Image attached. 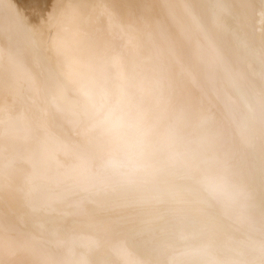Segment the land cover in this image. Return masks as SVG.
<instances>
[{
	"label": "bare ground",
	"instance_id": "1",
	"mask_svg": "<svg viewBox=\"0 0 264 264\" xmlns=\"http://www.w3.org/2000/svg\"><path fill=\"white\" fill-rule=\"evenodd\" d=\"M0 264H264V0H0Z\"/></svg>",
	"mask_w": 264,
	"mask_h": 264
},
{
	"label": "rangeland",
	"instance_id": "2",
	"mask_svg": "<svg viewBox=\"0 0 264 264\" xmlns=\"http://www.w3.org/2000/svg\"><path fill=\"white\" fill-rule=\"evenodd\" d=\"M198 90H199V89H198ZM198 92H199V91H198ZM213 107H214V106H213ZM213 107H212V108H213ZM213 109H215V107H214ZM144 208H145V209L143 210L142 214H141V211H142L141 208H138V209H140V210L136 209V210H138V211L134 210V212L136 211V213H138V212L140 211V212L138 213V215H144V214H146V213H149V211H150L151 208H148V207H144ZM147 208H148V209H147ZM142 209H143V207H142ZM146 209H147V210H146ZM144 211H145V212H144ZM147 211H148V212H147ZM136 213H135V215H137ZM143 213H144V214H143Z\"/></svg>",
	"mask_w": 264,
	"mask_h": 264
}]
</instances>
